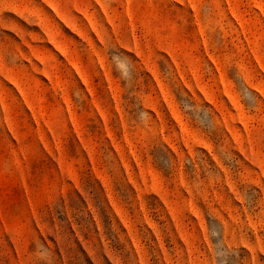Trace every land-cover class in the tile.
Wrapping results in <instances>:
<instances>
[{"label":"rangeland","instance_id":"374dc122","mask_svg":"<svg viewBox=\"0 0 264 264\" xmlns=\"http://www.w3.org/2000/svg\"><path fill=\"white\" fill-rule=\"evenodd\" d=\"M0 264H264V0H0Z\"/></svg>","mask_w":264,"mask_h":264}]
</instances>
